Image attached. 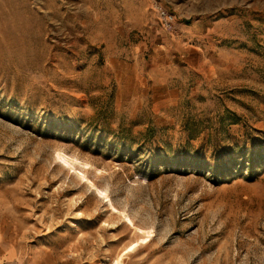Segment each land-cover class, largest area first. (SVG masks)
I'll list each match as a JSON object with an SVG mask.
<instances>
[{
	"label": "rangeland",
	"instance_id": "rangeland-1",
	"mask_svg": "<svg viewBox=\"0 0 264 264\" xmlns=\"http://www.w3.org/2000/svg\"><path fill=\"white\" fill-rule=\"evenodd\" d=\"M0 264H264V0H0Z\"/></svg>",
	"mask_w": 264,
	"mask_h": 264
},
{
	"label": "built area",
	"instance_id": "built-area-1",
	"mask_svg": "<svg viewBox=\"0 0 264 264\" xmlns=\"http://www.w3.org/2000/svg\"><path fill=\"white\" fill-rule=\"evenodd\" d=\"M156 11L164 19L167 25H172L175 23V14L170 10L169 7L163 5L161 2H156Z\"/></svg>",
	"mask_w": 264,
	"mask_h": 264
}]
</instances>
